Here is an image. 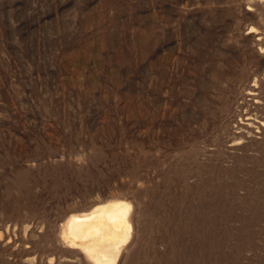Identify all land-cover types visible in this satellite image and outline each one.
<instances>
[{
	"label": "rangeland",
	"instance_id": "rangeland-1",
	"mask_svg": "<svg viewBox=\"0 0 264 264\" xmlns=\"http://www.w3.org/2000/svg\"><path fill=\"white\" fill-rule=\"evenodd\" d=\"M113 199L117 264H264V0H0V264Z\"/></svg>",
	"mask_w": 264,
	"mask_h": 264
},
{
	"label": "bare ground",
	"instance_id": "bare-ground-1",
	"mask_svg": "<svg viewBox=\"0 0 264 264\" xmlns=\"http://www.w3.org/2000/svg\"><path fill=\"white\" fill-rule=\"evenodd\" d=\"M243 132L247 133V130ZM132 212L131 202L113 199L99 203L88 213L72 214L62 227L63 241L80 249L92 264H117L132 237Z\"/></svg>",
	"mask_w": 264,
	"mask_h": 264
}]
</instances>
